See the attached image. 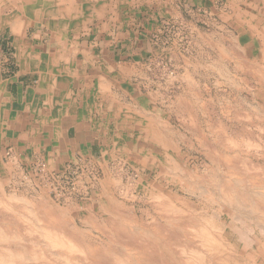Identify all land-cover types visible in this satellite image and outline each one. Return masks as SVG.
<instances>
[{"label": "rangeland", "instance_id": "374dc122", "mask_svg": "<svg viewBox=\"0 0 264 264\" xmlns=\"http://www.w3.org/2000/svg\"><path fill=\"white\" fill-rule=\"evenodd\" d=\"M214 1L163 20L156 82L131 86L101 151L55 163L0 127L1 257L264 264V0Z\"/></svg>", "mask_w": 264, "mask_h": 264}, {"label": "crops", "instance_id": "0c3cea01", "mask_svg": "<svg viewBox=\"0 0 264 264\" xmlns=\"http://www.w3.org/2000/svg\"><path fill=\"white\" fill-rule=\"evenodd\" d=\"M2 1L22 7L16 11L22 13L0 19V127L16 136L19 149L43 151L55 163L101 151L131 86L156 82L152 72L159 67L158 28L164 19L183 21L192 7L215 4ZM141 70L147 73L144 82Z\"/></svg>", "mask_w": 264, "mask_h": 264}, {"label": "bare ground", "instance_id": "6f19581e", "mask_svg": "<svg viewBox=\"0 0 264 264\" xmlns=\"http://www.w3.org/2000/svg\"><path fill=\"white\" fill-rule=\"evenodd\" d=\"M217 140H218V139H217ZM236 156H237V155H236ZM227 158H228V157H227ZM226 163H227V161H226ZM227 167H228V166H227ZM229 167H230V166H229ZM229 170H230V169H229ZM228 179H229V178H228ZM231 181H232V180H231ZM228 183H229V182H228ZM235 183H236V182H235ZM225 184H226V183H225ZM229 184H230V183H229ZM224 186H225V185H224ZM228 186H229V185H228ZM225 187H226V186H225ZM234 187H236V186H234ZM260 189H261V188H260ZM246 191H247V190H246ZM231 192H232V191H231ZM231 192H230V193H231ZM243 192H244V191H243ZM230 193H229V195L232 194V193H231V194H230ZM241 193H242V192H241ZM221 194H222V192H221ZM235 194H236V193H235ZM242 194H243V193H242ZM226 195H228V194H226ZM229 195H228L227 197H229ZM250 195H251V194H250ZM263 195H264V194H263ZM263 195H262V194H258V195H256L255 197H256L259 201H261V200L263 201V200H264V199H263V198H264ZM231 196H233V195H231ZM235 197H236V196H235ZM247 197H248V196H247ZM232 198H233V197H232ZM244 198H245V196H244ZM248 198H249V197H248ZM228 199H230V198H227V201H228ZM224 200H226V199H224ZM230 200H231V199H230ZM237 200H239V199L237 198ZM237 200L234 199L235 202H236ZM241 201H242V200H241ZM259 201H258V202H259ZM262 201H261L260 203H263V205H264V202H262ZM231 202H232V201H230L229 204H230ZM243 202L246 203V201H243ZM232 203H233V202H232ZM237 203H239V202H237ZM240 203H242V202H240ZM240 203H239V204H240ZM235 204H236V203H235ZM242 204H243V203H242ZM247 204H248V203H247ZM165 205H166V204H165ZM171 205H172V204H171ZM261 205H262V204H261ZM169 207H170V206H169ZM231 207H232V206H231ZM241 207H243V206H241ZM249 209H251V208H249ZM166 210H167V208H166ZM256 211H257V210H256ZM180 212H181V211H180ZM257 212H258V211H257ZM207 220H208V219H207ZM235 221H236V220H235ZM201 224H202V223H201ZM176 225H177V224H176ZM204 226H205V225H204ZM206 226H207V225H206ZM177 227H178V226H177ZM183 229H184V228H183ZM199 229H200V228H199ZM184 230H185V229H184ZM213 230H214V229H213ZM216 230H218V229H216ZM176 231H177V230H176ZM185 231H186V230H185ZM183 232H184V231H183ZM203 232H204V231H203ZM219 232H220V231H219ZM219 232H218V233H219ZM175 233H176V232H175ZM175 233L173 232L174 235H175ZM194 233H195V232H194ZM201 233H202V232H201ZM134 234H135V233H134ZM173 234H172V235H173ZM176 234H177V233H176ZM183 234H184V233H183ZM174 235H173V236H174ZM187 235H188V234H187ZM193 235H194V234H193ZM4 236H7V235H4ZM4 236H3V237H4ZM199 236H200V235H199ZM208 236H209V234H208ZM208 236H207V237H208ZM3 237H2V238H3ZM174 237H175V236H174ZM8 238L10 239V237H8ZM16 238H17V237H16ZM171 238H172V237H171ZM194 238H195V237H194ZM212 238H213V237H212ZM14 239H15V238H14ZM29 239H30V238H29ZM0 240L3 241L2 239H0ZM12 240H13V237H11V240H10V241L8 240V241H9V242H12ZM15 240H16V239H15ZM15 240H13V242H12L13 244H14ZM207 240H208V239H207ZM207 240H206V241H207ZM1 241H0V242H1ZM4 241L7 242L6 238L4 239ZM16 241H17V240H16ZM209 241H210V240H208V243H209ZM5 242H3V244H4ZM17 242H18V243H16V242H15V243H16V244H19V241H17ZM204 243H205V242H204ZM217 243H218V242H217ZM7 244H8V242H7ZM7 244L5 243V245H7ZM20 244H21V243H20ZM20 244H19V245H20ZM14 245H15V244H14ZM30 245H32V244H30ZM61 245H62V244H61ZM205 245H206V244H205ZM7 246H9V245H7ZM15 246H16V245H15ZM48 246H49V245H48ZM64 246H65V245H64ZM64 246H63V247H64ZM201 246H202V245H201ZM17 247L19 248V246H17ZM17 247H15V248H17ZM56 247H57V245H56ZM204 247H205V246H204ZM208 247H210V246H208ZM18 248H17V249H18ZM28 248H29V246H28ZM30 248H31V247H30ZM50 248H52V247H50ZM206 248H207V247H206ZM0 249H1V248H0ZM4 249L6 250V248H4ZM7 249H8V248H7ZM12 249L14 250V247H12ZM12 249L10 250V252L13 251ZM22 249H24V248H22ZM22 249H21V250H22ZM25 249H26V247H25ZM209 249H210V248H209ZM209 249H207L206 251H208ZM2 250H3V249H2ZM5 250H4V252H6ZM15 250H16V249H15ZM29 250H30V249H29ZM29 250H28V251H29ZM189 250H190V249H189ZM218 250H219V249H218ZM0 251H1V250H0ZM8 251H9V250H8ZM8 251H7L6 253H8ZM19 251H20V250H19ZM25 251H26V250H25ZM31 251H32V250H31ZM67 251H68V250H67ZM201 251H202V250H201ZM215 251H216V250H215ZM15 252H16V251H15ZM33 252L36 253L37 251H36V252L33 251ZM53 252H54V251H53ZM53 252H52V253H53ZM181 252H182V250H181ZM193 252H194V251H193ZM212 252H214V251H212ZM212 252L210 251V253H212ZM23 253H24V252H23ZM31 253H32V252H31ZM99 253H100V252H99ZM182 253H183V252H182ZM182 253H181V254H182ZM194 253L196 254L197 252H194ZM204 253H205V252H204ZM4 254H5V253L2 254V257L0 256V264H21V263L23 262V259L25 258V257H24L22 260H19V259H18V260H19V261H18V260H16L17 257H18V258H22V256H21V257H20V256H16V257H15V258H16L15 260H11V259H13V257H11V259H9V258L6 259L5 256L3 257ZM19 254H21V253H19ZM19 254H18V255H19ZM25 254H26V253H25ZM36 254H37V253H36ZM153 254H154V253H153ZM192 254H193V253H192ZM197 254H200V252L197 253ZM207 254H208V253H207ZM207 254H206V255H207ZM27 255H28V252H27ZM100 255H101V254H100ZM151 255H152V254H151ZM158 255H159V254H158ZM182 255H183V254H182ZM186 255H187V254H186ZM190 255H191V252H190ZM193 255H194V254H193ZM202 255H203V253H202ZM214 255H215V254H214ZM7 256H8V255H7ZM12 256H14V255H12ZM30 256H31V255H30ZM59 256H60V255H59ZM62 256H63V255H62ZM172 256H173V255H172ZM211 256H213V255H211ZM211 256H210V258H211ZM38 257H41L42 260L45 262L46 258H45L44 256H40V255H39ZM43 257L45 258V260L43 259ZM49 257H51V256H49ZM60 257H61V256H60ZM156 257L158 258V256H156ZM162 257H163V256H162ZM162 257H161V258H162ZM176 257H177V256H176ZM178 257H179V256H178ZM191 257H192V256H191ZM193 257H195V256H193ZM4 258H5L6 260H5ZM31 258H32V256H31ZM31 258H30V259H31ZM33 258H34V255H33ZM33 258H32V259H33ZM163 258H164V257H163ZM172 258H173V257H172ZM196 258H199V260L201 261L199 264H204V260H205L204 258H205V257H201V255H200V257H199V256L197 255ZM30 259H29V261H30ZM36 259H38V258H35V259H33V260H36ZM51 259H52V258H51ZM60 259H61V258H60ZM63 259H64V257H63ZM116 259H118V258H116ZM158 259H160V258H158ZM169 259H170V258H169ZM179 259H180V258H179ZM218 259H219V258H218ZM24 260H25V259H24ZM33 260H32V262H33ZM142 260H143V259H142ZM160 260H161V259H160ZM160 260H159V262H158V260H157L156 262L162 264V262H161ZM163 260H164V259H163ZM172 260H173V259H172ZM196 260H197V259H196ZM199 260H198V261H199ZM207 260H208V259H207ZM40 261H41V260H40ZM56 261H57V260H56ZM65 261H66V259H65ZM68 261H69V260H68ZM71 261H72V260H71ZM114 261H115V260H114ZM116 261H118V260H116ZM119 261H120V260H119ZM126 261H127V259H126ZM130 261H131V260H130ZM144 261H145V259H144ZM27 262H28V261H25V263H27ZM30 262H31V261H30ZM38 262H39V261H38ZM38 262H37V263H38ZM47 262H48V261H47ZM53 262H54V261H53ZM120 262H121V261H120ZM145 262H146V261H145ZM154 262H155V261H154ZM186 262H187V261H186ZM186 262H185V263H186ZM34 263H35V261H34ZM39 263H40V262H39ZM66 263L68 264V263H70V262H67V261H66ZM117 263H118V262H117ZM121 263H124V264H125V262H121ZM147 263H149V262L147 261ZM151 263H152V262H151ZM180 263H181V262H180ZM188 263H189V262H188ZM188 263H187V264H188ZM22 264H24V262H23ZM27 264H29V263H27ZM47 264H50V263H47ZM51 264H52V263H51ZM61 264H62V263H61ZM111 264H112V262H111ZM115 264H116V263H115ZM129 264H130V263H129ZM134 264H136V263L134 262ZM164 264H165V263H164ZM167 264H168V263H167ZM175 264H176V263H175ZM197 264H198V263H197Z\"/></svg>", "mask_w": 264, "mask_h": 264}]
</instances>
